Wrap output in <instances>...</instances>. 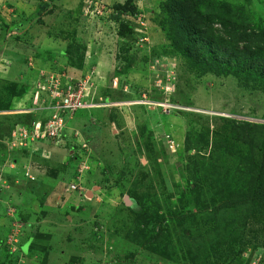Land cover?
<instances>
[{
	"label": "rangeland",
	"instance_id": "obj_1",
	"mask_svg": "<svg viewBox=\"0 0 264 264\" xmlns=\"http://www.w3.org/2000/svg\"><path fill=\"white\" fill-rule=\"evenodd\" d=\"M127 2L0 0V264H264V202L242 199L264 144L238 132L264 86L192 68L166 0ZM218 2L264 24V0ZM54 115L59 137L12 141Z\"/></svg>",
	"mask_w": 264,
	"mask_h": 264
},
{
	"label": "trees",
	"instance_id": "obj_2",
	"mask_svg": "<svg viewBox=\"0 0 264 264\" xmlns=\"http://www.w3.org/2000/svg\"><path fill=\"white\" fill-rule=\"evenodd\" d=\"M127 1L132 3L134 0ZM119 9L127 7L119 6ZM164 10L172 46L187 60L189 66L202 74L236 76L245 82L264 86V24L255 22L246 10L219 3L218 0H166ZM119 26L120 37L126 38L128 26L124 22H120ZM234 123L237 128L238 122ZM240 128L243 130L238 131L239 137L243 141L255 145L258 136L259 140L263 139L260 143L264 144V124L250 123L248 128ZM255 167L256 176L242 194V199L250 198L263 204L264 148L258 161H255ZM246 225L243 226L244 232L241 229L243 237L252 243L250 235L245 234L249 229ZM21 251L27 253L23 248Z\"/></svg>",
	"mask_w": 264,
	"mask_h": 264
},
{
	"label": "built area",
	"instance_id": "obj_3",
	"mask_svg": "<svg viewBox=\"0 0 264 264\" xmlns=\"http://www.w3.org/2000/svg\"><path fill=\"white\" fill-rule=\"evenodd\" d=\"M82 103L81 99V92H75L74 90L68 91L66 94H64V97L62 99L61 104H58V107L61 112H70V116L72 114H75L78 109H80ZM57 110V109H56ZM65 117V115H64ZM55 119L56 115L53 116V120H49L44 124V127L41 129H36L34 134H29L26 128L19 129V135L16 136V134L13 135L12 141H19L21 142V145H26L25 140L31 139V138H37V137H43V138H57L63 133L66 126L64 125V121L68 119V117L63 118V120H60L58 123V126H55ZM22 131V132H21ZM77 189V186H75Z\"/></svg>",
	"mask_w": 264,
	"mask_h": 264
}]
</instances>
